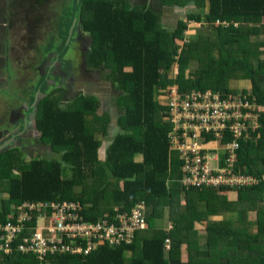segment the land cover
Listing matches in <instances>:
<instances>
[{
  "label": "trees",
  "instance_id": "obj_1",
  "mask_svg": "<svg viewBox=\"0 0 264 264\" xmlns=\"http://www.w3.org/2000/svg\"><path fill=\"white\" fill-rule=\"evenodd\" d=\"M157 1L166 8L196 5L200 11L187 14L169 32L160 24L161 15L154 8ZM157 1L133 9L127 0H74L82 29L94 42L89 63L107 73L104 78L117 92L120 132L113 134L106 151L108 162L100 164L97 159L105 149L90 127L104 120L107 136L108 120L100 117L110 115L100 114L98 99L85 97L71 109L63 106V95L47 96L40 109L39 131L63 159L27 165L17 152L13 155L19 154L18 159L0 157V184L8 182L9 194L4 201L0 193V221L7 222L25 202L92 203L86 219L97 222L115 209L127 213L144 201L150 210L146 213L149 229L136 238H144L142 250L136 241L120 248L102 246L89 255L60 256L55 264H193V259L182 261L176 254L182 250L183 233H195V224L202 223H207L204 234L210 256L201 264H264V0ZM190 23L205 32L188 41L185 33ZM174 65L179 74L175 81L169 78ZM232 81L248 82V88L232 90ZM172 85L180 93L243 92L257 99L262 128L240 141L237 169L255 176L258 186L216 192L185 189L177 183L181 163L176 153L170 154L168 109L159 102L160 87ZM65 166L74 174L71 182L63 180ZM16 168L21 177L14 176ZM80 185L85 188L81 196L74 192ZM211 207L217 213H235L248 227L216 220ZM166 212L172 222L170 233L150 229L151 220L164 219ZM166 236L172 240L169 255ZM175 239H179L176 247ZM186 243L188 252L199 247L198 240ZM126 251L139 253L127 261ZM37 263L32 255L0 256V264Z\"/></svg>",
  "mask_w": 264,
  "mask_h": 264
},
{
  "label": "built area",
  "instance_id": "obj_2",
  "mask_svg": "<svg viewBox=\"0 0 264 264\" xmlns=\"http://www.w3.org/2000/svg\"><path fill=\"white\" fill-rule=\"evenodd\" d=\"M177 76L178 70L169 78L175 81ZM162 93L159 90V102L168 109L170 154L176 153L181 163L177 180L181 187L221 191L259 184L236 168L240 141L262 128L257 99L243 92L180 93L177 85ZM87 210L81 201L19 205L7 222L0 221V256L21 253L34 256L37 264H55L60 256L132 245L140 232L149 229L144 201L127 213L115 209L113 215L105 214L97 222L86 219Z\"/></svg>",
  "mask_w": 264,
  "mask_h": 264
},
{
  "label": "flooded vegetation",
  "instance_id": "obj_3",
  "mask_svg": "<svg viewBox=\"0 0 264 264\" xmlns=\"http://www.w3.org/2000/svg\"><path fill=\"white\" fill-rule=\"evenodd\" d=\"M53 2L27 0L22 3H27L26 8L18 6L16 10L8 7L7 0L0 2V24L4 23L9 32L8 35L0 36V92H20V97H14L15 102L9 107L7 119L11 121L0 123V157L18 159L19 154L13 155V152H17L22 158H31L35 152L41 153L47 148L45 136L40 139L38 132L26 127L29 118L39 124L40 109L46 100L42 98L36 107L39 91L48 96H67L68 102L82 95H96L98 101L101 98L99 110L108 112L110 118H116L118 114L115 100L117 92L113 84L104 78L107 73L93 68L89 63L94 42L90 35L84 33L79 14L77 23L66 27L68 33L63 36V20L57 22V6L61 3L52 11ZM49 31H53L55 44L60 47L57 51H40L38 44L45 40ZM14 43L21 49L20 52L15 51ZM24 52L31 53L26 56V60L20 55ZM11 53L16 56V60H12ZM15 64L21 67L15 68ZM52 79L59 82L58 85L54 84L56 86L52 91L46 92L40 87L43 83L51 85ZM61 91L64 94H60ZM114 123L117 128L118 124Z\"/></svg>",
  "mask_w": 264,
  "mask_h": 264
},
{
  "label": "crops",
  "instance_id": "obj_4",
  "mask_svg": "<svg viewBox=\"0 0 264 264\" xmlns=\"http://www.w3.org/2000/svg\"><path fill=\"white\" fill-rule=\"evenodd\" d=\"M253 41H254V39H253ZM242 84H246L247 87H248L249 83L245 82V83H242ZM239 86H240L239 81H232L231 84H230V88H234V89L239 88ZM95 96L96 95H88V96L87 95H85V96L82 95V96H79L77 98H71L69 100V102L66 101L67 100V96H63V100H65V102L63 103V106L64 107H69L70 106V108L73 109V108H75L76 106L79 105V103H80L79 100L80 99H86V98L94 99V98H98V97H95ZM27 98L28 97H26V99ZM56 99H57V97H56ZM100 100H101V98H99V104L102 106V103H101ZM100 114H108V112L100 110ZM118 116H119V114H117L116 118H109V117L107 118L105 116H101L100 117L102 120L103 119L108 120L109 129H108V135L107 136L104 135V130H103L104 127L101 126L99 123H95V125H94L95 129L94 130L92 129L93 132H94L95 138H97V140L102 142V148L105 149L104 151L100 152L99 158L97 159L100 164H105L106 162H108L106 151L109 149V147L111 146V143L114 140L113 133H115V132L119 133L120 132L119 126L117 128H116V126H114V122H116L118 124V120H117ZM106 123L107 122L104 123V120H103V125H105ZM36 126H37V130H35V131L40 134L39 136H41V138L40 137L39 138L43 139L44 134L39 131L38 123L36 124ZM26 127H27V124H26ZM32 131H34L33 128H32ZM105 137H106V140H102ZM45 145L47 146V148L44 151H42L41 153L35 152V154L31 158L30 157H25L23 155L24 156L22 158L23 164L29 165L33 161H37V162H41L42 161V162L51 163V162H53L55 160H62L63 159L62 156L59 155V153H57L55 151V148L52 147L51 144L45 143ZM35 156L37 158L34 159ZM18 161L19 160H17V163H18ZM88 175L90 176L91 174L89 173ZM14 176L15 177H21L20 168H16V170L14 172ZM73 178H74V174H73L72 170L68 166H65L64 171H63V180L67 181V182H71L73 180ZM6 184H8V182ZM91 187L92 186H90V185L86 186V189L88 188V190H89V197H90ZM84 191H85V188L82 185L77 186V187L74 188V192L77 195H79V196L83 195ZM1 194H2V197H4L3 198L4 201L9 200L8 199L9 194L7 193V190L1 191ZM86 206H87V209H89V213H90V211H92V209H93L92 203L91 204L87 203ZM149 212H150V210H148V213ZM165 217H167V221L168 222H166L165 220H162V221L159 220V224H152L150 229H153V227H156L158 229V231L162 230V232H165V233L169 234L170 231H171V230H169V228H170L169 226L170 225L172 226V222L169 220L170 212H166ZM215 219L219 220V221H222V220L228 221V222L233 223V224H235L237 222H241V221H239V218H238V216L236 214L230 213V212H227V214L226 213H221L220 217L217 216V217H215ZM206 224L207 223L195 224V229H194L195 233H191L190 235L187 234V233H183V242H182L183 245L181 247L182 250L180 252H177V254H176L182 259V261H187L189 259H193V264H201L200 261H203L205 259L207 260L209 258L210 251L208 250V238L204 234L205 228H206ZM141 233H139V234H141ZM139 234L136 236V238L139 236ZM136 238H135V241H136ZM167 240H169L170 242L167 243ZM178 240H176V239L173 240L175 247L177 246ZM189 240H196V241L198 240L199 247L197 248L196 251L188 252L189 250H188V245H187L186 241H189ZM144 244H145V240H144V238L141 235V237H139L137 239L135 246L137 247V249H141L142 250ZM171 244H172L171 238L166 236L165 250H166L168 255H169V252H170V249H171ZM135 253H139V252L138 251H136V252L135 251H126L124 253V259L127 260V261H131L133 259V257L137 256ZM174 257H176V256H174ZM165 258L169 259V256L168 257L166 256Z\"/></svg>",
  "mask_w": 264,
  "mask_h": 264
},
{
  "label": "rangeland",
  "instance_id": "obj_5",
  "mask_svg": "<svg viewBox=\"0 0 264 264\" xmlns=\"http://www.w3.org/2000/svg\"><path fill=\"white\" fill-rule=\"evenodd\" d=\"M4 0H0V2L2 3ZM27 0H7L8 2V7H9V3L12 5L13 9L16 10L18 6H22V8H26L27 7V3L25 4H22L23 2H25ZM129 2V4L131 5V7L133 9H141L143 8L144 6L147 5V3L149 4H153V2L157 1V0H127ZM61 3L59 6H57V12H58V19H57V22H61L63 20V22L61 23V30L63 32V36H65L68 32L66 31V27L72 25L74 26L76 23H77V18H78V10L74 9V0H63L61 2V0H54L53 2V7L51 8V10L55 11V6L57 4ZM7 4V3H6ZM151 4V5H152ZM154 8L155 10L161 15V20H160V24L161 26L169 31V32H172L174 31L176 28H177V25L180 21H184L186 20L187 18V14H190V13H198L200 11V8L196 5H189V6H183V7H176V6H172V7H164V6H161L159 4V1H157V3L154 5ZM25 10V9H24ZM207 10V7L205 6V11ZM68 11V12H66ZM64 12H66L65 14H63ZM51 18H52V14H51ZM72 20V21H71ZM48 25V24H47ZM46 25V26H47ZM1 26V29H0V36H5L6 34L8 35L9 32L7 30V27L4 23L0 24ZM45 26V27H46ZM71 26V27H72ZM200 28L199 25L195 24V23H190L189 26H188V32L185 33V37L186 39L189 41L191 38H195V34H202L203 32H205V30H201V31H198ZM55 36L53 34V31H49L45 40L43 41V39L41 41L43 42H40L38 45H39V50L40 51H47V50H58L60 46H57V44H55ZM17 40V38H16ZM262 40H264V38H262ZM12 43V42H11ZM14 48L16 52H20L21 49L19 47H17V44L14 43ZM12 54V60H16V56ZM31 53H21L20 55L22 56V59L23 60H26V56L29 55ZM19 55V56H20ZM15 68H20L21 65L20 64H15L14 65ZM178 70L177 68V65H174L172 67V70L169 74V77L173 78L174 77V74H175V71ZM178 78V76H177ZM56 83V85L59 84V82L56 81V79H52L51 81V85H45V83H43L40 87L42 89H44L46 92H49V91H52L54 89V87L56 85H54ZM242 83H245V82H240L239 81V88H237L236 90H240L242 91L243 89L245 88H248L246 84H242ZM22 86V84L20 85ZM20 89H22V87H20ZM2 88V87H1ZM232 90H234V88H232ZM163 89L162 87H160V92L162 93ZM44 96L43 98H47V93H43ZM163 94V93H162ZM105 95V94H104ZM20 97V92L19 91H8L6 90L5 92L1 91L0 92V123H3V122H10L11 119H7V116H8V112H9V107L10 105H12L15 100H14V97ZM163 97H164V94H163ZM116 98V97H115ZM105 123V121H104ZM101 126H103V122L99 123ZM115 125V123H114ZM91 129L93 128V130L95 129V126L93 127H90ZM102 140H106V137L103 138ZM37 158L36 156L34 157V159ZM213 166V165H212ZM237 168V167H236ZM6 182V181H5ZM5 182L3 184H0V190L1 191H5L7 189V184H5ZM0 191V193H1ZM212 191H216V192H219V190H212ZM231 197L233 199H236L237 198V194H231ZM201 207H205L204 205H202ZM212 211L216 212L217 211L214 209V208H210ZM227 214V212H225ZM235 214V213H234ZM216 215V214H215ZM221 213H217V216L220 217ZM159 220L162 221V220H165L166 222L167 221V217H165L164 219H157V220H151V223L152 224H159ZM212 221L213 222H216L215 219L213 220V217H212ZM224 220H222L221 222H223ZM239 221H241V219H239ZM236 227H242V228H245V227H248V225L246 223H243L242 221L241 222H237L234 224ZM255 227L254 228H257V225L254 224ZM151 228V226H150ZM153 230L154 231H158V229L156 227H153ZM162 231V230H160Z\"/></svg>",
  "mask_w": 264,
  "mask_h": 264
},
{
  "label": "water",
  "instance_id": "obj_6",
  "mask_svg": "<svg viewBox=\"0 0 264 264\" xmlns=\"http://www.w3.org/2000/svg\"><path fill=\"white\" fill-rule=\"evenodd\" d=\"M43 96H44V94L41 91H39L38 92V97L39 98H37L36 107H38V105H39L41 99L43 98ZM31 120H32V118H29L28 123H27V128L29 130H31V131H32V128H33V130H37L36 123L34 121L32 122Z\"/></svg>",
  "mask_w": 264,
  "mask_h": 264
},
{
  "label": "clouds",
  "instance_id": "obj_7",
  "mask_svg": "<svg viewBox=\"0 0 264 264\" xmlns=\"http://www.w3.org/2000/svg\"><path fill=\"white\" fill-rule=\"evenodd\" d=\"M247 176H250V177H254V178H256L255 176H251V175H247ZM256 179H257V178H256ZM257 180H258V179H257ZM258 181H259V180H258ZM258 185H259V184H258ZM258 185H257V186H258ZM254 187H256V186H254ZM250 188H251V187H250ZM226 190L234 191L233 189H224V190H221V191H226ZM235 191H239V190H235ZM219 192H220V191H219ZM22 204H23V203H22ZM14 211H15V210H14ZM11 214H12V213H11ZM11 214H10V215H11ZM10 215H9V216H10Z\"/></svg>",
  "mask_w": 264,
  "mask_h": 264
}]
</instances>
